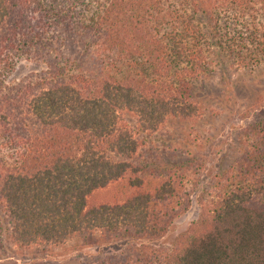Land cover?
Wrapping results in <instances>:
<instances>
[{"label": "trees", "instance_id": "16d2710c", "mask_svg": "<svg viewBox=\"0 0 264 264\" xmlns=\"http://www.w3.org/2000/svg\"><path fill=\"white\" fill-rule=\"evenodd\" d=\"M257 1L264 0H0L7 242L78 235L92 244L88 235L97 232L102 242L139 247L94 264H264V115L239 129L232 161L207 184L214 199L209 206L197 200V219L164 252L147 245L185 211L190 192L177 189L178 177L146 189L129 162L140 146L136 135L198 115L189 82L213 63L236 51L242 68L264 62V20L247 13ZM233 23L241 33H221ZM133 44L146 45L135 58L124 52ZM80 48L91 51L85 59L74 56ZM112 49L121 52L112 57ZM21 59L45 70L5 83ZM125 113L137 117L136 129L123 124ZM200 162L190 161L192 173ZM124 179L133 190L123 203L112 196L110 204L89 205L94 193Z\"/></svg>", "mask_w": 264, "mask_h": 264}, {"label": "rangeland", "instance_id": "374dc122", "mask_svg": "<svg viewBox=\"0 0 264 264\" xmlns=\"http://www.w3.org/2000/svg\"><path fill=\"white\" fill-rule=\"evenodd\" d=\"M251 6L253 9L248 7L247 13L255 15L258 22L263 21L260 12L264 17V1H257ZM255 10L258 11L257 14L254 13ZM230 26L234 27V23L223 28L221 33L231 37L235 35L236 30L240 33L243 30L241 27L233 30ZM245 32V35L248 34L247 30ZM67 44L69 49L72 43ZM76 46L80 45L77 43ZM145 46L133 44L132 49L124 52L129 56L133 54L135 58L146 49ZM62 48L64 49V46ZM83 51L84 49L80 48V53L74 56L85 59L91 52ZM109 52L114 57L121 50L112 49ZM238 52L240 51L231 55L230 61L218 60L217 64L213 63L212 71L209 73L206 71L200 78L189 82L188 94L195 102L198 115L190 119L169 118L150 136L146 133L135 136L140 139V146L129 162L139 169L137 176L144 188L150 190L168 177H178L177 189L190 192L189 204L185 211L172 221L163 237L147 245L150 248L164 252L172 246L175 239L197 219L199 198L204 206L210 205L214 197L207 184L218 168L221 165L226 166L235 155L239 129L263 118L264 62L242 68L236 59ZM243 54L247 61L249 58L246 51ZM120 69L123 72L125 67ZM41 70H45L43 64L21 59L14 66L5 83H16L24 78L33 80L32 74ZM104 74L109 75V71ZM123 116L125 119L123 124L127 128L134 130L138 127L136 116L129 117L127 113ZM195 159H201L198 173H192L190 168V161L194 162ZM173 172L174 176H172ZM127 173L131 175L129 171ZM133 177L134 175H131L132 179ZM127 184L124 179L121 184L115 183L99 190L92 195L93 200L89 205L97 206L104 202L110 204L113 202L112 196L116 197V203H123L128 197L126 195L133 190ZM6 228L7 224L0 204V264H94V259H100L104 255L120 257L128 247L133 245L134 248L139 247L138 242L122 240L102 242L97 232L88 235L93 238L90 241L93 242L92 244L83 241L78 235H71L59 243L11 244L5 239Z\"/></svg>", "mask_w": 264, "mask_h": 264}]
</instances>
